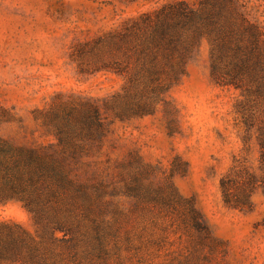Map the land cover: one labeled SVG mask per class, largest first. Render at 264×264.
<instances>
[{
  "label": "rangeland",
  "instance_id": "obj_1",
  "mask_svg": "<svg viewBox=\"0 0 264 264\" xmlns=\"http://www.w3.org/2000/svg\"><path fill=\"white\" fill-rule=\"evenodd\" d=\"M203 1L0 0V162L5 148L62 158L60 134L81 133L64 164L100 221L101 243L86 221L88 241L47 238L38 264H264V189L246 204L241 180L244 166L262 175L260 146L243 89L212 71L214 36L195 39L181 72L160 55L155 78L135 54L164 8ZM224 6L227 31L248 38L245 17L264 51V0ZM40 232L22 201L0 204V242Z\"/></svg>",
  "mask_w": 264,
  "mask_h": 264
},
{
  "label": "trees",
  "instance_id": "obj_2",
  "mask_svg": "<svg viewBox=\"0 0 264 264\" xmlns=\"http://www.w3.org/2000/svg\"><path fill=\"white\" fill-rule=\"evenodd\" d=\"M232 1L204 0L200 8L180 2L164 8L154 21H150L151 31L135 46V54L139 69L155 78L160 55L168 63L174 60L181 69L190 56L195 39L204 34L214 36L212 71L220 82L243 89L240 112L247 131H254L260 146L262 175H255L247 166L241 169L245 189L242 202L249 204L253 189L258 186L264 189V51L260 27L245 17L248 38L227 31L224 4ZM133 110H143V107L137 105ZM80 136L81 133L76 131L60 134V144L64 145L62 158L43 157L32 149L14 156L12 149H2L9 158L0 162V204L9 200L22 201L34 215L41 232L40 241L35 245L27 244L26 236L17 241L0 242V258L38 264L46 255V248L39 245L47 238L75 249L90 239L85 231L86 221L94 227L92 238L102 242L100 221L93 211L96 200L86 184L71 177V170L64 164L76 156ZM229 185L230 179H223L222 186L230 201ZM58 232L64 233V237L59 238Z\"/></svg>",
  "mask_w": 264,
  "mask_h": 264
}]
</instances>
